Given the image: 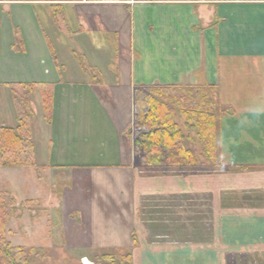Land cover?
Returning <instances> with one entry per match:
<instances>
[{
    "label": "crops",
    "instance_id": "0c3cea01",
    "mask_svg": "<svg viewBox=\"0 0 264 264\" xmlns=\"http://www.w3.org/2000/svg\"><path fill=\"white\" fill-rule=\"evenodd\" d=\"M91 48L114 49L112 69L102 55L87 54ZM75 57L85 63L69 65ZM91 67L104 79L98 71L90 77ZM15 83L45 84L50 91L48 121L38 86L26 93L32 142L37 165L43 156L39 167L68 173L58 202L79 213L73 239L131 248V264H225L247 252L237 248V229L230 227L249 234L247 227L256 225L250 220L223 219V230L215 217L211 238L192 245L147 240L136 213L141 197L193 191L214 200L217 193L219 207L235 188L232 181L260 172L195 173L194 186L187 174L142 175L127 133L135 86L209 84L228 106L219 123L228 160L263 167L255 156L264 146V0H0V126L18 125ZM35 131L43 137L39 148ZM247 188L262 192V185Z\"/></svg>",
    "mask_w": 264,
    "mask_h": 264
},
{
    "label": "rangeland",
    "instance_id": "374dc122",
    "mask_svg": "<svg viewBox=\"0 0 264 264\" xmlns=\"http://www.w3.org/2000/svg\"><path fill=\"white\" fill-rule=\"evenodd\" d=\"M51 10L53 11V9ZM112 46L114 48V45ZM87 54H92L97 58L102 55V60H107L108 64L106 65L112 69L110 63L115 58L114 49L103 54L91 48ZM74 59L69 61V65L72 63L73 65L82 63L83 65L85 63V59L82 57H75ZM97 71L95 72L91 67L88 68L87 74L90 77H98L97 73L99 72L101 78L104 79L103 74ZM214 100L219 105L228 107L223 103L218 91L214 94ZM37 114L39 115V113ZM227 115V112L223 114L219 118V123ZM179 122L185 133L190 134L193 139L187 141V146L192 149L197 159V166L206 171L210 164L203 152L202 143L194 131H188L184 127L182 119ZM38 123L37 121L35 125L37 126ZM127 134L133 146L137 129L131 124V131ZM40 140H43L42 135L35 131L34 143L37 148L40 147ZM257 155L260 156H255V158L259 160L262 157L260 162H264V146L261 148V154ZM38 157V168L0 167V191L5 193L7 200L9 198L14 201L12 208L9 207V219L4 226L5 239L13 247L23 246L26 249L28 264H94L98 259H102L103 263H110L109 260L100 258L102 255H111L113 263L120 264V258L128 251L130 252L131 248H100L73 239L77 236L75 234L76 229L80 227V225L75 224V222H80L78 220L79 213L77 210L66 208V204L63 202H58L60 194L67 187L68 173L64 170H49L39 167L44 163L40 153ZM221 157L225 164L234 165L231 160H228L226 146H222ZM251 162L255 163L256 161ZM135 164H139L136 159ZM150 169L148 171H151ZM251 170H257L261 174H258L256 179L237 177L236 184L232 181V185L235 187L233 191H227L223 195L222 193L219 194V198L222 195L219 207L216 205L217 193L214 195L215 200L212 194L195 191L187 194L141 197V203L136 213L138 232L146 233L149 241L164 242L171 240L193 245L196 242L207 241L211 238L213 234L212 220L215 217L220 219L219 228L223 230H226V227L223 226V219L231 218L241 222L250 220L256 224L254 227H247L249 230L251 228L250 237L247 233L241 234L239 225L230 227L234 230L237 229V235L234 234L236 239H233L236 241L237 248L246 247L247 252L226 257L225 264H264V166L254 167ZM247 171L249 170L235 172ZM187 175H189L187 180L190 185L194 186L196 174L188 173ZM253 185H262V192H255L257 188H247ZM242 186L246 188H241ZM243 190L251 192L243 193ZM259 195L261 197H258ZM52 196L53 199H51ZM255 230H259L256 231L257 235ZM231 245H233L232 242H230ZM220 251L222 252L223 249ZM121 262L128 264V261L124 259Z\"/></svg>",
    "mask_w": 264,
    "mask_h": 264
},
{
    "label": "trees",
    "instance_id": "16d2710c",
    "mask_svg": "<svg viewBox=\"0 0 264 264\" xmlns=\"http://www.w3.org/2000/svg\"><path fill=\"white\" fill-rule=\"evenodd\" d=\"M44 1L59 4L63 0ZM12 85L15 86L14 98L17 105L18 125L16 127L0 126V167L38 168L32 142L33 114L27 105L26 93L30 92L33 86H38L45 118L48 121L51 116L50 91L45 84L15 83ZM216 92L217 89L209 84L199 86L146 84L134 87L132 126L137 129V136L133 139V153L142 175H179L207 171L218 173L250 170L255 167L230 165L223 162L219 118L229 110L228 107L216 103L214 100ZM180 119L183 120L184 127L188 131H194L202 143L203 152L210 164L206 171L197 166V159L192 149L187 146V141L193 139L183 130ZM13 204V199L7 200L5 193L0 191V264H28L26 249L23 246H11L3 234L10 215L9 207L12 208ZM132 238L133 246H136L138 242L134 232ZM100 258L107 259L110 263H103L102 259H98L94 264H114L111 255H102ZM120 259L131 264V251ZM121 261L120 264H122Z\"/></svg>",
    "mask_w": 264,
    "mask_h": 264
},
{
    "label": "water",
    "instance_id": "95a60500",
    "mask_svg": "<svg viewBox=\"0 0 264 264\" xmlns=\"http://www.w3.org/2000/svg\"><path fill=\"white\" fill-rule=\"evenodd\" d=\"M102 1H119V0H102Z\"/></svg>",
    "mask_w": 264,
    "mask_h": 264
}]
</instances>
